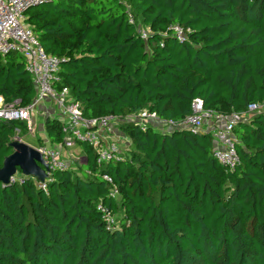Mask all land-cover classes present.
I'll return each mask as SVG.
<instances>
[{
  "label": "trees",
  "instance_id": "16d2710c",
  "mask_svg": "<svg viewBox=\"0 0 264 264\" xmlns=\"http://www.w3.org/2000/svg\"><path fill=\"white\" fill-rule=\"evenodd\" d=\"M25 16L60 60L56 89L68 87L83 116L147 109L177 121L196 97L216 113L262 108L233 128L232 170L214 157L207 124L129 121L122 160L98 167L80 143L85 159L54 171L45 189L32 177L0 184V264H264V0H47ZM35 96L22 53L0 54L4 102ZM16 127L27 125L0 118V167ZM60 127L45 118L51 143L63 140ZM99 205L115 217L109 229Z\"/></svg>",
  "mask_w": 264,
  "mask_h": 264
},
{
  "label": "built area",
  "instance_id": "2783aa9c",
  "mask_svg": "<svg viewBox=\"0 0 264 264\" xmlns=\"http://www.w3.org/2000/svg\"><path fill=\"white\" fill-rule=\"evenodd\" d=\"M44 1L47 0H0V54L5 55L13 51L22 53L25 69L31 75L36 91L35 98L23 107L18 104L19 100L5 103L0 97V118L25 121L28 130H31L33 110L37 106L41 107L40 103L43 100H49L54 108L46 112L45 117H55L61 123L60 128L63 133L61 142L51 143L48 139H42L40 144L34 146L46 164L45 179L40 181L38 178H33L36 185L42 189L46 188V182L51 180L54 171L73 169L78 161L84 160L80 143H86L95 150L98 167L110 161L124 159L125 150L130 143L121 130L117 132L115 122L122 118L121 116H83L80 105L71 99L68 87L56 89L60 60L44 50L33 29L25 22L26 10ZM174 29L178 38H183L182 29L179 26H174ZM139 31L142 37H146L148 30ZM259 108L260 104L251 103L247 107V113H216L205 108L203 100L196 97L192 100L191 112L180 120H163L154 112L150 114L157 117L160 124L164 123L173 128L187 127L198 132L204 124H207V129H211L215 142L214 157L232 170L239 163L233 128L243 120L242 118L247 120L249 115ZM143 123L139 124L143 126L149 124L148 120ZM76 147L78 149H75ZM41 166L44 168L43 165ZM86 173L92 174V171L86 169ZM101 176L103 180L112 184L110 194L116 197L117 189L111 176L105 172ZM20 177L23 179L28 176L21 173ZM10 180V183L17 181L14 175ZM98 209L104 211L107 228H111L115 223L114 215L101 205Z\"/></svg>",
  "mask_w": 264,
  "mask_h": 264
},
{
  "label": "rangeland",
  "instance_id": "374dc122",
  "mask_svg": "<svg viewBox=\"0 0 264 264\" xmlns=\"http://www.w3.org/2000/svg\"><path fill=\"white\" fill-rule=\"evenodd\" d=\"M147 31V30H146ZM6 103V102H5ZM40 105H44L46 107V110L44 111L41 107L37 106L33 112H32V123L33 126L31 130L20 129L19 127H16L11 132V141L19 139L22 142H25L31 146H37L40 144L39 139H48L45 134L44 130V121H45V114L46 112L50 111L51 107L54 108L53 103L49 100H43ZM260 108H262L260 106ZM264 108V107H263ZM144 110V111H143ZM140 112L136 114H128L125 117L119 118L115 123L117 127V132H119L121 129V124L124 122H136V123H142L146 122L148 120L149 124H152L153 127L158 128L160 130H170L173 129L172 126L167 124H160L159 119L155 116H152L149 110L143 109ZM242 121H245L244 118H242ZM182 128V127H181ZM187 128V127H184ZM126 136V135H125ZM127 137V136H126ZM128 138V137H127ZM49 143V142H47ZM46 143V144H47ZM75 149H78L77 147ZM125 156V155H124ZM21 172L20 170H17V172L14 174V179L20 181ZM22 179V178H21Z\"/></svg>",
  "mask_w": 264,
  "mask_h": 264
},
{
  "label": "water",
  "instance_id": "95a60500",
  "mask_svg": "<svg viewBox=\"0 0 264 264\" xmlns=\"http://www.w3.org/2000/svg\"><path fill=\"white\" fill-rule=\"evenodd\" d=\"M9 146L12 148V152L4 157L0 167V184L2 186H6L11 182L10 179L17 170H20L25 176L36 177L40 181L45 179L47 176L46 164L35 147L19 139L11 141ZM83 159L85 158L83 157Z\"/></svg>",
  "mask_w": 264,
  "mask_h": 264
},
{
  "label": "crops",
  "instance_id": "0c3cea01",
  "mask_svg": "<svg viewBox=\"0 0 264 264\" xmlns=\"http://www.w3.org/2000/svg\"><path fill=\"white\" fill-rule=\"evenodd\" d=\"M41 107L45 110V106H44V105H42ZM51 109H52V107H51ZM51 109H50V110H51Z\"/></svg>",
  "mask_w": 264,
  "mask_h": 264
},
{
  "label": "bare ground",
  "instance_id": "6f19581e",
  "mask_svg": "<svg viewBox=\"0 0 264 264\" xmlns=\"http://www.w3.org/2000/svg\"><path fill=\"white\" fill-rule=\"evenodd\" d=\"M32 177V176H31ZM32 178H36V177H32Z\"/></svg>",
  "mask_w": 264,
  "mask_h": 264
},
{
  "label": "clouds",
  "instance_id": "9594fccd",
  "mask_svg": "<svg viewBox=\"0 0 264 264\" xmlns=\"http://www.w3.org/2000/svg\"><path fill=\"white\" fill-rule=\"evenodd\" d=\"M46 117H47V116H46ZM46 117H45V118H46ZM28 177H29V176H28Z\"/></svg>",
  "mask_w": 264,
  "mask_h": 264
}]
</instances>
